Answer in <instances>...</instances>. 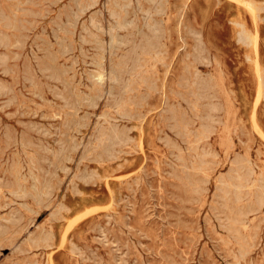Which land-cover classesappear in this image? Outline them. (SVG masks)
<instances>
[{"label":"rangeland","instance_id":"obj_1","mask_svg":"<svg viewBox=\"0 0 264 264\" xmlns=\"http://www.w3.org/2000/svg\"><path fill=\"white\" fill-rule=\"evenodd\" d=\"M86 1L0 0V264H264V0Z\"/></svg>","mask_w":264,"mask_h":264},{"label":"bare ground","instance_id":"obj_2","mask_svg":"<svg viewBox=\"0 0 264 264\" xmlns=\"http://www.w3.org/2000/svg\"><path fill=\"white\" fill-rule=\"evenodd\" d=\"M85 1V0H84ZM88 1V0H87ZM87 1H86V3H87ZM245 2V4L249 7V9H254V7H256V6H254L253 4L254 3H252L251 2V0L249 1H244ZM77 3H79V2H77ZM80 3H82V2H80ZM80 5V4H79ZM126 5V4H125ZM121 7V6H120ZM115 13V12H114ZM73 23V22H72ZM241 24V23H240ZM123 27V26H122ZM245 29V28H244ZM241 36H240V39L241 40H243V42L245 41V42H247V43H250V42H252L254 39H253V35L251 36L248 32H246L245 30H241ZM240 34V33H239ZM114 43V42H113ZM149 43V42H148ZM150 44H151V42H150ZM113 45V44H112ZM149 46V49H150V47L152 46V44L151 45H148ZM138 47V46H137ZM143 47V46H142ZM155 47V46H154ZM144 48H145V46H144ZM148 48V47H147ZM146 48V49H147ZM151 48H153V47H151ZM136 49V48H135ZM148 49V50H149ZM157 49V48H156ZM198 49H199V47H198ZM143 50V49H142ZM141 50V51H142ZM148 50H147V52H148ZM153 50V49H152ZM201 50V49H200ZM137 51V50H136ZM135 51V52H136ZM145 51V50H144ZM151 51V50H150ZM155 51V50H154ZM202 51V50H201ZM199 52V51H198ZM197 52V53H198ZM144 53V52H143ZM142 53V54H143ZM146 53V52H145ZM152 53H153V51H152ZM160 53V52H159ZM133 54V53H132ZM137 54H138V52H137ZM199 54H200V52H199ZM139 55V54H138ZM141 55V54H140ZM140 58L141 57H139V60H140ZM119 60V59H118ZM127 60V59H126ZM142 60V59H141ZM141 60H140V62H141ZM136 61H138V60H136ZM129 62V61H128ZM124 63V62H123ZM133 63H135V62H133ZM137 63H139V62H137ZM132 64V63H131ZM140 64V63H139ZM138 64V65H139ZM117 66V65H116ZM118 66H121V65H118ZM131 66V65H130ZM140 67V66H139ZM113 68V67H112ZM137 68V67H136ZM124 69V68H123ZM102 70V69H101ZM120 70H122V69H120ZM132 71V70H131ZM134 71V70H133ZM123 73V72H122ZM114 74V73H113ZM200 76V75H199ZM209 76V75H208ZM57 77V76H56ZM96 77H97V80L98 81H102L103 79H104V77H105V74L103 73V72H99V74H97L96 75ZM114 77H115V75H114ZM202 78V77H201ZM58 79H59V77H58ZM260 87H264V79H263V77H260ZM212 81V80H211ZM182 84V83H181ZM206 85V84H205ZM121 86V85H120ZM187 86V85H186ZM261 88V89H262ZM260 89V90H261ZM77 99V98H76ZM69 101V100H68ZM124 102V101H123ZM129 102V101H128ZM72 109V108H71ZM74 109V108H73ZM72 111V110H71ZM201 111V110H200ZM73 112V111H72ZM183 116H185V115H183ZM178 116H176V118H177ZM71 118H72V116H71ZM74 118V117H73ZM185 118V117H184ZM181 119H182V117H181ZM115 127V126H114ZM113 128V127H112ZM117 129V128H116ZM71 130V129H70ZM103 130V129H102ZM68 131V130H67ZM118 131V130H117ZM107 135V134H106ZM111 135H112V133H111ZM114 135V134H113ZM105 136V135H104ZM109 136V135H108ZM118 136V135H117ZM127 137V136H126ZM96 139H98V138H96ZM112 140V139H111ZM122 140V139H121ZM127 140V139H126ZM101 141V140H100ZM107 141V140H106ZM120 144V143H119ZM32 145H34V144H32ZM103 145V144H102ZM101 145V146H102ZM123 145H125V144H123ZM113 146H115V145H113ZM121 149V148H120ZM32 153V152H31ZM34 153V152H33ZM111 153V152H110ZM114 153V152H113ZM119 153V152H118ZM106 155V154H105ZM111 155V154H110ZM109 155V156H110ZM36 156V155H35ZM60 156H61V154H60ZM56 158H58V157H56ZM106 158V157H105ZM117 158V157H116ZM31 162H32V160H31ZM32 164H34V163H32ZM35 165V164H34ZM32 167H33V165H32ZM35 169H37V168H35ZM240 174V173H239ZM239 178V177H238ZM242 178V177H241ZM37 179V178H36ZM240 179V178H239ZM244 180V179H243ZM38 181V180H37ZM46 181V180H45ZM48 182V181H47ZM242 182H244V181H242ZM242 182H240V183H242ZM245 182H246V180H245ZM241 185H244V183L243 184H241ZM44 188H45V186H44ZM41 196V195H40ZM48 196V195H47ZM8 214V213H7Z\"/></svg>","mask_w":264,"mask_h":264}]
</instances>
